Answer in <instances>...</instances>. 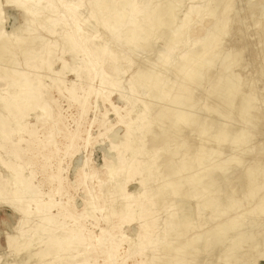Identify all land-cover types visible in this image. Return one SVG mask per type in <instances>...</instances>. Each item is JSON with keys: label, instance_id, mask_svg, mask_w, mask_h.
<instances>
[{"label": "rangeland", "instance_id": "rangeland-1", "mask_svg": "<svg viewBox=\"0 0 264 264\" xmlns=\"http://www.w3.org/2000/svg\"><path fill=\"white\" fill-rule=\"evenodd\" d=\"M0 40V98L27 79L37 104L9 119L0 162L40 200L0 204V264H264V0H0ZM186 107L194 127L174 123ZM47 237L59 259L39 256Z\"/></svg>", "mask_w": 264, "mask_h": 264}, {"label": "bare ground", "instance_id": "bare-ground-1", "mask_svg": "<svg viewBox=\"0 0 264 264\" xmlns=\"http://www.w3.org/2000/svg\"><path fill=\"white\" fill-rule=\"evenodd\" d=\"M15 2H17V1H19V0H14ZM70 6L69 5H65L64 6V10H65V12H69L70 11ZM77 9V8H76ZM163 10V9H162ZM29 13L30 14H33V10L31 11V10H29ZM66 15V14H65ZM67 18H71L70 20L72 21V22H74L75 23V21H76V15L75 14H70V15H68V16H66ZM81 18V17H80ZM132 22H134V21H132ZM78 25V24H77ZM165 25V24H164ZM73 26V25H72ZM166 26V25H165ZM208 30V29H207ZM77 31V28L76 27H74L73 28V33H75ZM79 31V30H78ZM220 31V25L219 26H214L211 30H210V33H209V35L207 36V38L206 39H204L203 41H205L204 42V44H203V48L204 47H207L208 45H210V43H211V41L212 40H214V37L216 36V34H218V32ZM123 38V37H122ZM136 38V36H134V37H132V39H135ZM67 40H69L70 41V44H69V48H70V51L72 52H74V53H76V52H79V53H84L85 51H86V49L82 46V44L80 43V42H75L74 40H72V38H71V35H68L67 36ZM79 40V39H78ZM1 41V40H0ZM188 42V41H187ZM87 52V51H86ZM194 55H195V53L194 52H187V53H185L184 54V58L186 59V61L187 60H189V59H191V58H193L194 57ZM174 60H175V58H174ZM211 60V59H210ZM214 60V59H213ZM212 60V61H213ZM227 60V59H226ZM172 62V61H171ZM227 63H229V62H227ZM226 63V64H227ZM170 65V64H169ZM230 65V64H229ZM224 66H225V64H224ZM226 66H228V65H226ZM97 67V66H96ZM210 67H211V65H210ZM221 68H222V65L220 66ZM98 68V67H97ZM100 68V67H99ZM207 68V67H206ZM227 68V67H226ZM230 68V67H229ZM91 69V68H90ZM223 69V68H222ZM198 68L196 69V70H194L192 73L191 72H189V73H187L186 75H187V82H189L190 81V79L191 80H193L195 77V75H198ZM224 70V69H223ZM222 70V71H223ZM225 71H226V69H225ZM228 71H229V69H228ZM228 71H226V72H228ZM200 75V74H199ZM222 75H224V74H222ZM204 77H206V76H204ZM79 78V77H78ZM99 78V77H98ZM107 78V77H106ZM94 80V79H93ZM108 80V79H107ZM179 81V80H178ZM226 81H228V80H226ZM225 80H224V77H219L218 78V86L217 87H214L213 86V88H215L214 90H213V93H212V96L214 95L216 98L218 97V98H220L221 99V97H223L222 99H223V101H225L224 103H222L224 106L227 104V101L225 100L226 99V96H229V95H231L232 94V91H233V87H232V84L230 83V81H228V82H226ZM15 84V86L17 87V91H15L14 93H7V97H3V98H0V108L5 112V115H2V114H0V138L1 139H3V138H5V134L6 135H10L14 130H17L18 128H12V126H11V123H9V119H12L13 118V114H14V112L15 111H23V110H25V108H27L28 106H30V105H33V104H35V105H33V106H36L37 104L35 103V99H36V97L34 96V95H30L31 94V88H30V82H28V80L26 79H22L21 81H19V82H17V83H14ZM13 84V85H14ZM94 84V83H93ZM163 85H165V84H163ZM182 85V84H181ZM225 86H227L228 87V89H227V87H225ZM154 87H155V90L156 91H158V90H160L161 89V86L159 85V83H155V85H154ZM185 87H187V86H185ZM192 87V86H191ZM223 87H225V89H226V91L224 92L225 94H223V90L222 89H224ZM117 88V87H116ZM191 89V88H190ZM224 89V90H225ZM93 90V89H92ZM210 90V89H209ZM100 91V90H99ZM5 92H6V90H5ZM129 92V91H128ZM208 94V93H207ZM211 94V93H210ZM119 96L122 98V99H124V100H126L127 101V96L125 95V92L124 91H122V90H119ZM210 96V95H209ZM214 97V98H215ZM215 98V99H216ZM228 99V98H227ZM96 102V101H95ZM219 102V101H218ZM128 103V102H127ZM226 103V104H225ZM219 105V104H218ZM125 106V105H124ZM190 106V105H189ZM216 106V105H215ZM133 107V106H132ZM131 107V108H132ZM191 107V106H190ZM213 107V106H212ZM225 108H226V106H225ZM113 110V109H112ZM132 110V109H131ZM130 111V110H129ZM133 111V110H132ZM184 113H182L181 114V117H180V119L179 120H177V121H175L174 123L175 124H185V125H187V126H190V127H194L195 125L194 124H196V116L193 114V111L190 109V108H188V107H186L185 109H184ZM215 111V110H214ZM217 111V110H216ZM214 114V113H213ZM220 114V113H219ZM217 115V114H216ZM199 116V115H198ZM210 117V116H209ZM144 117L142 116V115H139L138 117H137V119H139V120H142ZM210 119V118H209ZM163 120H165V119H163ZM167 120V119H166ZM198 121V120H197ZM164 122H166V121H164ZM145 123H146V121H145ZM166 124H167V122H166ZM165 125V124H164ZM169 125V124H168ZM194 125V126H193ZM206 126V125H205ZM164 127V126H163ZM208 127V126H207ZM138 128H139V126H138ZM164 128H166V127H164ZM215 130V129H214ZM179 131V130H178ZM181 131V130H180ZM180 131H179V133H180ZM210 131V130H209ZM88 132V131H87ZM176 133V132H175ZM210 134V133H209ZM176 135H177V133H176ZM234 135V134H233ZM88 136V135H87ZM231 136V135H230ZM120 138V137H119ZM222 138V137H221ZM182 139V138H181ZM119 140V139H118ZM229 140V139H228ZM86 141V140H85ZM241 141V139L239 140V142ZM86 143V142H85ZM225 143V142H224ZM223 144V143H222ZM242 146V145H241ZM240 146V147H241ZM168 149V146H165L164 147V149ZM241 149V148H240ZM202 151V150H201ZM204 151H205V149H204ZM210 156V155H209ZM217 158V157H216ZM0 166L1 167H3L6 171H8L9 172V174L6 176V179H4V187L3 188H0V204H2V205H5V206H8L9 207V209H11V211L14 213V214H16V215H19V216H24V215H27V212H25V209L21 206L22 205V203H24V205L25 204H32V203H35V204H38L39 202H40V200H39V197L36 195V194H34V193H30L29 191H30V186H29V184H27L26 183V181H24V179H22L21 177H20V173H18L17 171H15L14 170V167L13 166H11V164H9V163H5V162H3V161H1L0 162ZM231 166V165H230ZM228 167V166H227ZM229 168V167H228ZM212 169H214V168H212ZM223 171V170H222ZM208 172V171H207ZM215 172H217V171H215ZM110 174H112V170L110 171ZM157 174V173H156ZM219 174V173H218ZM208 175V174H207ZM213 175V174H212ZM214 176V175H213ZM213 176H211V178L213 177ZM206 179H208V178H206ZM209 179H210V177H209ZM213 179H214V177H213ZM206 181V180H205ZM209 181V180H208ZM213 181V180H212ZM250 182V181H249ZM209 183V182H208ZM213 183V182H212ZM251 183V182H250ZM249 183V184H250ZM112 184V183H111ZM205 184H206V182H205ZM204 183L202 184V186H200V188H202L201 190H199L200 192H199V194H200V198L202 197V193H204V192H206V191H208L209 192V186L211 185H206V186H203V185H205ZM213 184H215V181H214V183ZM183 185V184H182ZM198 185H200V184H198ZM215 186V185H214ZM180 187V186H179ZM183 188V187H182ZM182 188H180V189H182ZM176 189V188H175ZM185 189V188H184ZM92 192V191H91ZM184 192H185V190H184ZM198 193V192H197ZM211 193V192H210ZM207 194V193H206ZM213 194V193H212ZM137 195V194H136ZM182 195V194H181ZM184 195V194H183ZM186 196V195H185ZM212 196V195H211ZM178 197V196H177ZM191 197H192V195H191ZM210 197V196H209ZM149 198V197H148ZM186 198H187V196H186ZM185 198V199H186ZM212 198V197H211ZM182 199V198H181ZM209 199V198H208ZM213 199V198H212ZM220 199V198H219ZM178 201H179V199H177ZM207 200V199H206ZM210 200V199H209ZM217 200V199H216ZM175 201V200H174ZM177 201V202H178ZM181 201H183V202H185L186 200H181ZM187 202V201H186ZM201 202L204 204V205H206L207 204V201H205V200H201ZM210 202H211V200H210ZM216 202H218L219 203V201H216ZM262 202V201H261ZM19 204V205H18ZM21 204V205H20ZM176 204V203H175ZM197 204V203H196ZM23 205V206H24ZM177 206V205H176ZM178 206H180V205H178ZM217 206H218V204H217ZM88 207H89V209H93V203L92 202H89L88 203ZM196 207H197V205H196ZM215 207H216V205H215ZM227 207V206H226ZM50 208V205L48 204V203H45V205H44V209L42 210V212H40V214H39V216H38V223L37 224H39V225H45V221H46V218H47V216L46 215H44V214H47V212H48V209ZM219 208V207H218ZM217 209V208H216ZM36 210H38V208L36 209ZM257 210H258V212L260 213V214H264V201H263V203H261L259 206H258V208H257ZM175 212H177V211H175ZM197 214V213H196ZM177 215V214H176ZM175 216V215H174ZM181 216L182 215H180V218H181ZM180 218H178V219H180ZM183 218H187V217H184L183 216ZM188 219V218H187ZM193 219V218H192ZM184 221H185V219H183ZM177 221V220H176ZM181 221V220H180ZM178 222H179V220H178ZM182 222V221H181ZM177 223V222H176ZM180 223V222H179ZM184 223H186V222H184ZM183 223V224H184ZM239 225H240V222L238 221V219H234V220H228L227 222H225V223H223L222 225H221V227L219 228V230H218V232L220 233V234H223V233H225V232H227V230H228V228H230V227H239ZM159 227V226H158ZM168 229V228H167ZM178 229V228H177ZM181 229V228H180ZM173 230V229H172ZM176 230V229H175ZM239 230V229H238ZM42 231H46V232H48V231H50V229H42ZM161 231H163V230H161ZM161 231H158V232H161ZM177 231V230H176ZM80 232V231H79ZM79 232L78 231H74L72 234L73 235H71L70 237H71V239H70V241L73 239V238H75V237H77V235H79ZM168 232H169V230H168ZM180 233V232H179ZM238 233H239V231H238ZM159 234V233H158ZM227 234V233H226ZM203 236H204V234H203ZM209 236V235H208ZM207 236V237H208ZM214 236V235H213ZM241 237H242V235H240ZM240 236L239 237H237V238H235V240H236V242L235 243H241V242H243V240L240 238ZM37 237V236H36ZM41 237V235H38V237H37V239H39ZM201 237V236H200ZM203 238V237H202ZM210 238V237H209ZM36 239V240H37ZM144 239H147V237H145ZM144 239H142L141 238V242L143 241L144 243H147V242H145L146 240H144ZM200 239V238H199ZM207 239V238H206ZM54 238L53 237H47L45 240H44V242H43V250H40V252L38 253V254H40L39 256L41 257V258H44V257H46V256H48L49 254H53V256H57V258L59 259L60 257H58V253H60V251H63V247H64V244L62 243V244H60V241H58V242H56L55 244H54ZM205 242V241H204ZM176 243H178V242H176ZM200 243V242H199ZM219 243V242H218ZM31 244V243H30ZM197 244V243H196ZM231 244V243H230ZM7 245H8V247L9 248H13L14 247V240L11 238V239H8V243H7ZM195 245V244H194ZM163 247V246H162ZM207 247V246H206ZM159 248H160V246H158L157 244H155V245H153L152 246V251L154 252V251H157V250H159ZM191 248V247H190ZM189 248V249H190ZM188 250V249H187ZM189 251V250H188ZM203 251V250H202ZM142 252V251H141ZM188 254V253H187ZM235 255V254H234ZM198 256V255H197ZM196 256V257H197ZM177 257V256H176ZM178 257H180L179 255H178ZM228 257V256H227ZM53 258V257H52ZM171 258V257H170ZM172 258H175V257H172ZM181 260H182V258H180ZM235 259V258H234ZM174 260V259H173ZM231 260H232V257H231ZM176 261H177V259H176ZM227 264V263H226Z\"/></svg>", "mask_w": 264, "mask_h": 264}]
</instances>
